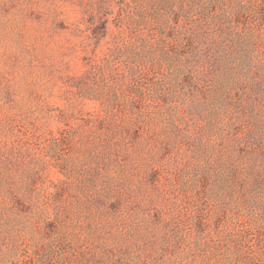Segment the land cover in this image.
Instances as JSON below:
<instances>
[{
  "label": "rangeland",
  "instance_id": "374dc122",
  "mask_svg": "<svg viewBox=\"0 0 264 264\" xmlns=\"http://www.w3.org/2000/svg\"><path fill=\"white\" fill-rule=\"evenodd\" d=\"M0 264H264V0H0Z\"/></svg>",
  "mask_w": 264,
  "mask_h": 264
}]
</instances>
